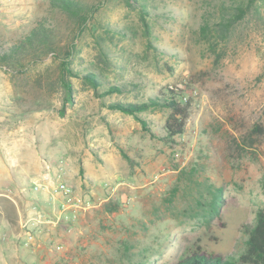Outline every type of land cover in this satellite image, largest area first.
<instances>
[{
    "label": "rangeland",
    "instance_id": "obj_1",
    "mask_svg": "<svg viewBox=\"0 0 264 264\" xmlns=\"http://www.w3.org/2000/svg\"><path fill=\"white\" fill-rule=\"evenodd\" d=\"M77 1L86 22L52 0H0V56L40 25L76 48L67 59L25 53L24 70L0 61V264H177L197 250L238 260L264 209V6L224 34L222 0ZM68 59L99 72L100 93L128 91L97 97L72 78L63 105L54 83ZM166 88L190 101L172 143L161 140L168 111L141 114L150 133L108 108ZM199 182L223 188L210 224Z\"/></svg>",
    "mask_w": 264,
    "mask_h": 264
},
{
    "label": "trees",
    "instance_id": "obj_2",
    "mask_svg": "<svg viewBox=\"0 0 264 264\" xmlns=\"http://www.w3.org/2000/svg\"><path fill=\"white\" fill-rule=\"evenodd\" d=\"M53 6L61 9L62 11L80 17L85 22L88 20L87 10L85 5L77 0H52ZM224 7V13L222 16V22L217 25L222 28V32L228 33L232 27L242 20L250 12L261 14L260 6H264V0H248L247 5L231 3L229 0H222ZM228 10L234 11V16L228 14ZM261 19L264 22V13L261 14ZM144 27L146 34L149 35V25L145 20ZM210 26L207 24L202 28L203 33L210 31ZM53 30L47 29L45 26L40 25L35 28L31 34L24 39L20 45L12 46L8 49L4 55L0 56L1 63L7 65V67L17 68L24 70L28 64H24V56L26 53L30 55L31 60H35L37 56L31 54L36 52L51 53L55 55V59H67L75 53V45H72L70 49L61 48L51 35ZM67 49V50H66ZM101 58L107 61V52L102 49L100 52ZM30 60V61H31ZM11 65V66H10ZM59 74L54 85L58 86L61 90L63 105L73 104L75 99L76 90L72 82V78H76L82 81L86 86L91 87L96 93L97 97H105L112 94H122L127 92L126 86H110L107 91L100 93L99 91L103 87V83L100 79L98 71L90 70L82 72L77 70L71 60H61L59 64ZM108 108L119 111L125 115L131 116L139 122L144 131L150 132L148 123L144 120L141 114L148 113L155 110H166L168 116L166 118L163 127L162 141L172 143L175 138L182 136L185 132L186 120L189 117L190 101H184V91L178 88H166L161 90L158 94L150 97L145 102H117L108 105ZM155 137L154 134H151ZM84 173V169L81 168V174ZM184 172H181L183 176ZM193 174H190L187 179L192 180ZM199 186L205 188L206 196L201 195L198 201V206L203 213L206 223L210 224L213 220L220 217L221 208L223 205V188L215 187L212 184L198 183ZM177 264H264V209H259L256 212L254 224L248 230V238L246 241V249L238 260L226 259L222 256H210L199 250L193 252L191 255L179 261Z\"/></svg>",
    "mask_w": 264,
    "mask_h": 264
},
{
    "label": "built area",
    "instance_id": "obj_3",
    "mask_svg": "<svg viewBox=\"0 0 264 264\" xmlns=\"http://www.w3.org/2000/svg\"><path fill=\"white\" fill-rule=\"evenodd\" d=\"M45 178V180H47L48 179V176H45L44 177ZM44 188V186L42 185V184H40V185H37L34 189L36 190V191H39L40 189H43ZM58 189H60L61 191H64L65 192V194L67 195V197H69L70 199L68 200L69 202H70V200H72L73 202H74V207H79V204H80V199H78L77 197H71L70 195H71V189L68 187V186H66V185H64L63 183H61L60 185H59V188ZM72 198V199H71ZM68 202V204H67V206H69L70 205V203Z\"/></svg>",
    "mask_w": 264,
    "mask_h": 264
},
{
    "label": "crops",
    "instance_id": "obj_4",
    "mask_svg": "<svg viewBox=\"0 0 264 264\" xmlns=\"http://www.w3.org/2000/svg\"><path fill=\"white\" fill-rule=\"evenodd\" d=\"M37 170H38V169H37ZM40 171H41V170H40ZM40 171H39V172H40ZM18 201H19L20 203H21V202L23 203V200L21 199V196L19 197V195H18ZM13 202L16 203V201H14V200H13Z\"/></svg>",
    "mask_w": 264,
    "mask_h": 264
}]
</instances>
